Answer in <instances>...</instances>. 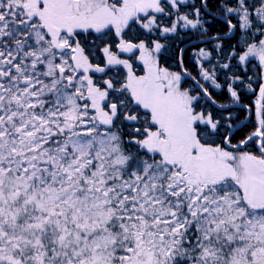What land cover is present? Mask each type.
Returning a JSON list of instances; mask_svg holds the SVG:
<instances>
[{
	"label": "snow or ice",
	"instance_id": "snow-or-ice-1",
	"mask_svg": "<svg viewBox=\"0 0 264 264\" xmlns=\"http://www.w3.org/2000/svg\"><path fill=\"white\" fill-rule=\"evenodd\" d=\"M0 264H264V0H0Z\"/></svg>",
	"mask_w": 264,
	"mask_h": 264
},
{
	"label": "trees",
	"instance_id": "trees-1",
	"mask_svg": "<svg viewBox=\"0 0 264 264\" xmlns=\"http://www.w3.org/2000/svg\"><path fill=\"white\" fill-rule=\"evenodd\" d=\"M213 10H214V8H213ZM212 27H213V31H215V30H217V28L220 27V25L214 23ZM227 43H229V41H225V44H227ZM192 45H195L197 47L205 46V45L201 44L195 36H192L191 38L185 37L184 42L181 43L179 46L182 48H187V53L185 54V62L187 64L189 71H191L192 74L195 75L197 72V67L194 64V62L191 60V53L193 52ZM207 47L211 48L212 45L208 44ZM220 76H221V78L223 77V72L220 73ZM209 90L212 91L214 95L216 94V90L211 89V88Z\"/></svg>",
	"mask_w": 264,
	"mask_h": 264
}]
</instances>
